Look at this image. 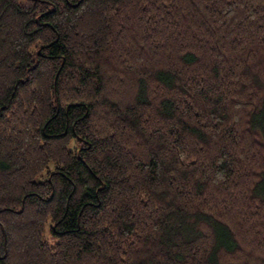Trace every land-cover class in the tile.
<instances>
[{
    "label": "trees",
    "instance_id": "obj_1",
    "mask_svg": "<svg viewBox=\"0 0 264 264\" xmlns=\"http://www.w3.org/2000/svg\"><path fill=\"white\" fill-rule=\"evenodd\" d=\"M0 264H264V0H0Z\"/></svg>",
    "mask_w": 264,
    "mask_h": 264
}]
</instances>
